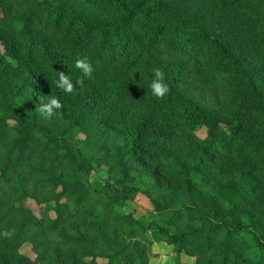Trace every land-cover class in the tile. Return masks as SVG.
Returning a JSON list of instances; mask_svg holds the SVG:
<instances>
[{
	"label": "rangeland",
	"instance_id": "obj_1",
	"mask_svg": "<svg viewBox=\"0 0 264 264\" xmlns=\"http://www.w3.org/2000/svg\"><path fill=\"white\" fill-rule=\"evenodd\" d=\"M32 3H14L8 13L0 8V117L8 123L0 150L4 261L264 264V0H67L100 23L119 24L141 4L159 15L145 11L130 27L132 50L113 48L121 61L93 71L72 93L57 87L72 35L38 32L45 49L29 51L12 25ZM158 5L184 28L205 31L249 81L228 73L205 46L187 50L186 58L157 47L151 71L134 62L167 16ZM96 48L90 41L76 60L90 62ZM124 67L129 74L121 79ZM156 67L170 89L163 99L150 88ZM220 71L222 83L204 87L203 77ZM50 95L63 107L47 118L36 110ZM157 104L162 112L152 115ZM26 123L38 126L39 140L9 155ZM77 151L91 166L87 175L66 160Z\"/></svg>",
	"mask_w": 264,
	"mask_h": 264
},
{
	"label": "trees",
	"instance_id": "obj_2",
	"mask_svg": "<svg viewBox=\"0 0 264 264\" xmlns=\"http://www.w3.org/2000/svg\"><path fill=\"white\" fill-rule=\"evenodd\" d=\"M31 4V9L28 14L21 19H17L12 25L22 38L24 47L29 51L44 50L45 47L38 40V32L46 33L52 37L64 36L66 38L71 37L72 43L69 47L68 57L65 60V64L61 66L60 70L68 75L74 84H77L78 79H83L85 82L86 76L82 71L78 70L75 66V60L78 55L79 49L89 44L90 41L96 40L97 48L90 61L94 67L93 71L111 70V64L118 59V54L113 52V48L124 47L125 51H130L134 47L135 39L131 34L130 27L135 21L145 13V11H152L153 6L139 5L132 9L129 15L119 24L100 23L83 14L71 10L68 6L67 0H0V8L8 13V9L13 7L14 3ZM164 15H167L161 22H159L154 28L152 34L149 36L147 43L143 49L139 52L138 56H135L134 62L142 60L148 70L151 67L157 65L155 57H157V47H163L166 51L175 55L184 54V57H189L192 54L185 55L187 50L192 51L195 47H204L210 49L216 58L224 61L230 71L241 76L245 80L248 77L241 75L237 64L229 59L226 51L222 47L212 40L205 31L201 29L184 28V22H181L175 15L167 12L163 6H157ZM157 16L158 12L155 9L152 11ZM83 26L78 34L73 35L75 29ZM174 28L172 29V27ZM169 29H172L169 31ZM199 44V45H198ZM155 55V56H154ZM122 79V72L126 76L129 74V70L119 68ZM125 70V71H124ZM94 72V73H95ZM116 72V69L113 71ZM223 71L215 72V75H206L201 80L204 87L208 89H215L216 86L222 83ZM174 91V90H173ZM174 94V92H172ZM168 106L169 101H164ZM158 106V108H157ZM150 107L152 115H157L162 112L159 105ZM166 106V107H167ZM163 114V113H162ZM210 121L204 120V124L207 125ZM6 127H8L7 118L5 116L0 117V150L5 147ZM19 137L14 145L9 149L8 154L11 155L15 150H25L26 145L34 140H39V128L36 124L26 123L18 126ZM55 138V137H54ZM60 143V141H56ZM21 154V153H20ZM69 164L81 174L87 175L91 169V166L86 157L77 151L75 154L65 156ZM128 194V192H126ZM111 196L114 201H117L118 195ZM75 213L79 212V207L75 209ZM58 226V225H57ZM56 226V227H57ZM236 227L240 229H247L245 224L240 225L236 222ZM0 264H9L4 261L0 256Z\"/></svg>",
	"mask_w": 264,
	"mask_h": 264
},
{
	"label": "clouds",
	"instance_id": "obj_3",
	"mask_svg": "<svg viewBox=\"0 0 264 264\" xmlns=\"http://www.w3.org/2000/svg\"><path fill=\"white\" fill-rule=\"evenodd\" d=\"M76 68L80 69L84 76L91 78L93 72V66L88 61L87 57L79 58L75 62ZM154 77L151 81L150 88L152 94L157 99H163L166 94L170 91L169 86L165 83V75L161 68H153ZM59 72V79L57 80V87L60 88L63 92L72 93L75 89V84L72 82L71 78L65 74L63 71ZM77 84L83 86V79H78ZM60 100L50 95L47 103H41L40 107L36 110L40 114L44 115L47 118H51L55 112L54 110L62 108Z\"/></svg>",
	"mask_w": 264,
	"mask_h": 264
}]
</instances>
